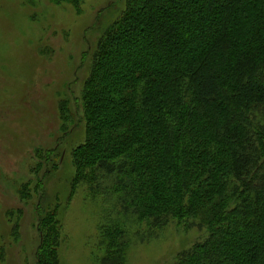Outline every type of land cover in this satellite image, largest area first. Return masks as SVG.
Here are the masks:
<instances>
[{"label": "trees", "instance_id": "trees-1", "mask_svg": "<svg viewBox=\"0 0 264 264\" xmlns=\"http://www.w3.org/2000/svg\"><path fill=\"white\" fill-rule=\"evenodd\" d=\"M121 1L92 52L86 137L71 152L73 186L108 201L101 264H124L170 223L205 231L173 264H264V0ZM52 217L40 222L54 249Z\"/></svg>", "mask_w": 264, "mask_h": 264}, {"label": "rangeland", "instance_id": "rangeland-1", "mask_svg": "<svg viewBox=\"0 0 264 264\" xmlns=\"http://www.w3.org/2000/svg\"><path fill=\"white\" fill-rule=\"evenodd\" d=\"M123 4L0 0V264H49L46 251L51 264H101L98 228L108 201L73 186L71 152L86 137L81 93L92 52ZM46 210L59 233L54 249L42 233ZM204 232L170 223L156 238L133 241L124 264H173Z\"/></svg>", "mask_w": 264, "mask_h": 264}]
</instances>
